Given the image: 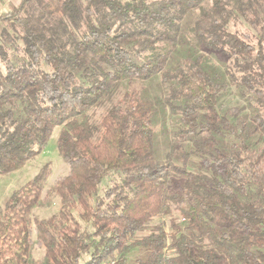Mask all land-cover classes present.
I'll return each mask as SVG.
<instances>
[{
	"label": "trees",
	"instance_id": "obj_1",
	"mask_svg": "<svg viewBox=\"0 0 264 264\" xmlns=\"http://www.w3.org/2000/svg\"><path fill=\"white\" fill-rule=\"evenodd\" d=\"M7 7L0 176L42 153L55 128L68 173L45 189L43 166L8 198L0 264H264V0ZM156 78L157 104L136 91L113 102L121 84ZM156 105L174 118L162 161ZM135 250L144 255L129 263Z\"/></svg>",
	"mask_w": 264,
	"mask_h": 264
},
{
	"label": "rangeland",
	"instance_id": "obj_2",
	"mask_svg": "<svg viewBox=\"0 0 264 264\" xmlns=\"http://www.w3.org/2000/svg\"><path fill=\"white\" fill-rule=\"evenodd\" d=\"M9 3H17V0H0V29L3 26V12L8 8ZM236 30L242 34H250V28L244 22H238ZM181 49V50H180ZM174 53L173 61L178 62L184 58L185 49L182 47ZM136 91L145 99L153 101L157 104L164 96L163 88L158 78L146 82L132 81L130 83H123L119 86L118 92L113 98V102L118 100L122 94L126 92ZM103 109H97V113H101ZM153 119L156 127V150L158 160L162 161L168 152V145L170 140V132L173 128V119L168 111H163L160 106L154 107ZM60 129L55 128L47 141L45 149L34 159L28 161L20 170L7 175L0 176V216L4 213V208L8 198L24 186L27 182L32 180L43 166H48L50 169V176L46 181L45 189L49 188L57 178L63 177L68 173V167L60 158L57 152L56 142ZM179 152V151H177ZM58 207L54 204L49 209L33 208L32 217L43 219L55 214ZM163 222V221H162ZM165 229L168 230L166 221ZM43 250H36L33 253L35 258L41 257ZM144 252L135 250L127 256V261L133 263L136 258L142 257Z\"/></svg>",
	"mask_w": 264,
	"mask_h": 264
},
{
	"label": "built area",
	"instance_id": "obj_3",
	"mask_svg": "<svg viewBox=\"0 0 264 264\" xmlns=\"http://www.w3.org/2000/svg\"><path fill=\"white\" fill-rule=\"evenodd\" d=\"M104 264H112V263H110V262H106V263H104Z\"/></svg>",
	"mask_w": 264,
	"mask_h": 264
}]
</instances>
